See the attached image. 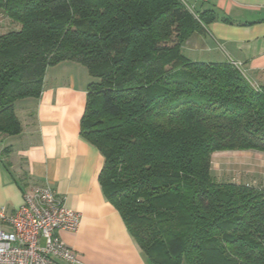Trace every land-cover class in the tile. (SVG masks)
Masks as SVG:
<instances>
[{
  "label": "trees",
  "instance_id": "obj_1",
  "mask_svg": "<svg viewBox=\"0 0 264 264\" xmlns=\"http://www.w3.org/2000/svg\"><path fill=\"white\" fill-rule=\"evenodd\" d=\"M0 135L47 68L88 69L81 135L101 189L151 264H264V187L221 181L212 157L264 152V87L232 62L182 51L217 20L188 0H0Z\"/></svg>",
  "mask_w": 264,
  "mask_h": 264
},
{
  "label": "crops",
  "instance_id": "obj_2",
  "mask_svg": "<svg viewBox=\"0 0 264 264\" xmlns=\"http://www.w3.org/2000/svg\"><path fill=\"white\" fill-rule=\"evenodd\" d=\"M191 1L218 18L192 34L183 53L197 62H232L264 87V0ZM90 80L86 66L62 61L47 68L39 98L17 101L22 132L0 135V231H14L4 217L23 204L24 189L50 186L81 214L77 231L59 232L76 254L63 264H151L101 189L103 154L81 135Z\"/></svg>",
  "mask_w": 264,
  "mask_h": 264
},
{
  "label": "built area",
  "instance_id": "obj_3",
  "mask_svg": "<svg viewBox=\"0 0 264 264\" xmlns=\"http://www.w3.org/2000/svg\"><path fill=\"white\" fill-rule=\"evenodd\" d=\"M4 219L14 231H0V264H63L76 254L60 238L62 230L77 231L81 214L68 207L50 186L24 189V202Z\"/></svg>",
  "mask_w": 264,
  "mask_h": 264
},
{
  "label": "rangeland",
  "instance_id": "obj_4",
  "mask_svg": "<svg viewBox=\"0 0 264 264\" xmlns=\"http://www.w3.org/2000/svg\"><path fill=\"white\" fill-rule=\"evenodd\" d=\"M192 4L191 0H188ZM0 33L12 29L11 22L3 17ZM212 173L221 181H234L264 187V152L222 151L213 154Z\"/></svg>",
  "mask_w": 264,
  "mask_h": 264
}]
</instances>
